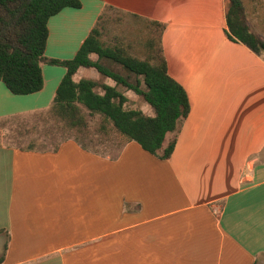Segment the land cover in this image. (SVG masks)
<instances>
[{
    "label": "crops",
    "instance_id": "1",
    "mask_svg": "<svg viewBox=\"0 0 264 264\" xmlns=\"http://www.w3.org/2000/svg\"><path fill=\"white\" fill-rule=\"evenodd\" d=\"M81 2L49 21L47 57L73 60L99 22L134 46L144 24V45L160 40L191 113L167 160L136 142L117 159L74 139L57 152L1 146L4 264H264V55L229 38V1ZM250 3L264 39L262 7ZM66 73L43 65L44 89L26 96L0 82V123L48 110Z\"/></svg>",
    "mask_w": 264,
    "mask_h": 264
},
{
    "label": "trees",
    "instance_id": "2",
    "mask_svg": "<svg viewBox=\"0 0 264 264\" xmlns=\"http://www.w3.org/2000/svg\"><path fill=\"white\" fill-rule=\"evenodd\" d=\"M228 1L229 38L246 45L259 56L264 55V39L249 26L247 0ZM255 1L262 7L258 17L264 22L263 0ZM66 8L81 9L82 2L0 0V82L14 95L26 96L44 89L43 65L60 66L67 71L51 107L34 115L38 123L52 126L46 133L47 138L59 132L68 134V138H62L52 149L44 145L39 149L36 141L20 149L57 152L64 142L74 139L85 150L117 159L128 143L136 142L150 154L170 159L183 124L191 113V102L185 88L170 76L159 47L160 40H156L155 34L147 39L145 47L150 55L141 60L132 53L134 46L118 37H110L111 30L99 22L73 60L50 59L46 55L49 21ZM157 26L158 32L165 28ZM147 34L142 30L138 37L143 35L144 38ZM155 45L158 52H152ZM81 69H94L100 79L77 81ZM128 93L136 95L154 115L132 107L137 101L129 98ZM33 131H37V126ZM72 133L75 138L70 136ZM169 135L173 138L165 146ZM113 136L120 143L115 156L96 150L99 146H110L108 143ZM2 140L0 131V147L12 146ZM6 251L7 245L0 264L5 262Z\"/></svg>",
    "mask_w": 264,
    "mask_h": 264
},
{
    "label": "rangeland",
    "instance_id": "3",
    "mask_svg": "<svg viewBox=\"0 0 264 264\" xmlns=\"http://www.w3.org/2000/svg\"><path fill=\"white\" fill-rule=\"evenodd\" d=\"M251 1V5L253 0ZM253 16V15H252ZM251 16V17H252ZM256 16V14H255ZM252 21V19H251ZM118 24L113 23L111 27H109V29L111 30L110 32V37H116L117 35H121V31L122 29L120 28V26H117ZM144 24H138L137 26H135V31L137 29L143 30V26ZM106 26V25H105ZM134 31V32H135ZM126 33V32H125ZM143 35L141 37H134L133 36V40H130V38L128 40L132 41L134 43V49H133V54L138 56L139 58H148L149 51L147 50V48L145 47L144 43H145V38H142ZM155 44V43H154ZM156 45L154 46V49L152 52H158L156 51ZM104 64H108L107 61L104 62ZM85 73H91V77L93 76L96 79H100L99 74L96 71L93 70H82L81 73H79L78 77L79 78H85L82 75ZM91 77H86V78H91ZM130 96L132 97V99H135L134 101H137L136 105H131L132 107L136 108H142V110L149 115H154L152 109L147 106V105H143L141 100L137 98L136 95L134 94H130ZM37 126V131H33V127ZM52 126L51 125H45L43 123H38L37 122V117H35L34 114L31 115H27L24 116L21 119H12L6 123H0V131H2L3 134V142L4 144L7 145H12L14 147H18V148H26L28 147L33 141H36L37 143V147L39 149H41L44 146L51 148L52 146H54L58 141H60L62 138H68V134H63L62 132H59L55 135H53L52 137H46V133L50 130ZM20 132H22L23 134H19ZM70 136L72 138L74 137V134H70ZM96 138V137H95ZM108 145L110 146H99L97 147L96 150H98L99 152L106 154V155H111V156H115L118 153V148L120 146V143L118 142V139L113 136L111 138V141L108 143ZM107 151V152H106Z\"/></svg>",
    "mask_w": 264,
    "mask_h": 264
}]
</instances>
